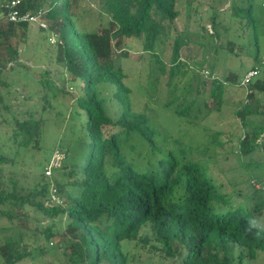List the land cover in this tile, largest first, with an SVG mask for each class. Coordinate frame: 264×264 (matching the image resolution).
<instances>
[{"label":"trees","instance_id":"16d2710c","mask_svg":"<svg viewBox=\"0 0 264 264\" xmlns=\"http://www.w3.org/2000/svg\"><path fill=\"white\" fill-rule=\"evenodd\" d=\"M192 1L96 0L94 19L82 0H21L22 12L44 11L50 27L41 31L55 44L34 62L42 68L25 61V46L0 54V264H51L49 254L61 264H141L144 249L161 264H250L264 255V232L256 235L264 229V201H229L233 186L225 192L181 138L196 128L200 96L220 108L225 84L241 82L246 64L239 59L252 63L243 72L259 66L264 0H230V11L209 14L210 28L198 11H181ZM225 13L230 27L218 21ZM193 18L197 29L189 26ZM29 25L1 22L0 33L9 40ZM191 43L202 51L192 63L181 56ZM133 49L140 52L137 77L124 67ZM220 53L232 66L207 93ZM260 70L235 111L243 127L239 165L264 154V65ZM10 73L20 90H11ZM13 93L18 106L6 100ZM169 117L187 122L181 135L174 133L182 124ZM218 135L201 143L202 152L222 146ZM56 150L64 159L47 175ZM255 183L251 178L250 187ZM250 218L258 228L249 230Z\"/></svg>","mask_w":264,"mask_h":264},{"label":"rangeland","instance_id":"374dc122","mask_svg":"<svg viewBox=\"0 0 264 264\" xmlns=\"http://www.w3.org/2000/svg\"><path fill=\"white\" fill-rule=\"evenodd\" d=\"M96 0H82V4L84 6L88 7V11H90V15L94 17V19L97 18L98 15V8L96 6ZM230 0H193L190 2V5L187 6V8L184 6L181 8V11H198L197 13L199 16H202L203 21L202 23L206 25L208 28L211 26V22L209 21V14H211L212 11H230ZM245 0H233L232 3L244 5ZM264 3V2H263ZM263 3L262 8L264 9ZM260 5H258L256 8L258 9ZM226 9V10H225ZM262 13V12H261ZM198 16V17H199ZM229 13H225V15L220 16V21L223 26L230 27L233 20L229 18ZM257 18L260 20L264 19V11L262 14H257ZM195 19H191L190 25L192 26V29H197V25L195 23ZM41 24L40 22L30 24L29 30L26 31L24 29H16L13 34H11L10 39L6 40L0 33V54L1 56L7 55V48H17L22 49L25 48L28 50L29 55L28 59L25 61L29 65H36L39 68L44 67V65H41L40 63L34 64V62L37 60V58L43 53L45 48L49 45H54L55 40L50 36L49 34H46L45 32L41 31V29H48L50 27V22L45 23L44 20H42ZM188 23L186 22V18L183 19V21H179V27L182 29L183 24ZM45 27H42V26ZM238 24V28H239ZM263 29H264V25ZM6 29V28H3ZM234 33H237L233 31ZM264 32V31H263ZM239 34V33H238ZM48 37V38H44ZM263 40V38L261 39ZM226 42V39H224V43ZM26 43V44H25ZM264 43V40L262 44ZM25 46V47H24ZM261 52L264 55V44L261 47ZM167 54H170V51L167 52ZM139 56L140 52L137 49L131 50L129 53V59L125 61L124 67L125 69H129L130 71L135 74L134 77H137V73L139 69H136L139 66ZM181 56L183 59L190 61V63L193 62V60H200L202 58V51L199 46H197L194 43H191L187 46H184L181 50ZM224 54L220 53L216 55L215 63V74L214 76H210L207 78V93L210 89L211 80L214 77H222L224 75H227L228 73V67L231 69L230 62L226 57H223ZM264 57V56H263ZM261 58L259 69L262 68L264 65L263 59ZM239 62L242 64H246L245 67L240 70L241 79L244 76L243 70L245 68L251 67L252 63L248 59L247 61L243 62V59H239ZM206 75H208V72H205ZM11 78L14 79V85L11 87V90H20V88L17 85L18 79L16 78L15 74L10 73ZM32 76L37 78V70L35 73H31ZM136 79L134 78L135 82ZM241 81V80H240ZM241 83V82H240ZM240 83L231 85V84H225V101L224 103L218 108V103L216 100L208 98V95H202L199 98L198 104L200 107V119L197 121L196 128L193 130H187L184 135L181 136L183 140V147L186 149L188 147L187 151H190L189 153L190 157L193 156L194 158H199L204 164H207L211 169H213L212 173L214 177H216L217 182L223 185V188L225 187L224 191L227 193L232 194V186L233 189L236 190V193H233L232 195H229V201L233 202L235 205H237L238 200H242V198L247 197L249 195H254L257 198V202L264 201V154L262 153H253L252 155L248 157H242V165H239L236 163L237 158H235L236 151L238 150V138L240 134L242 135L243 127L241 126V123L239 119L235 116L236 109L243 103L245 100V96H247L248 92V86H241ZM27 94V91L24 92V95ZM17 94H11L10 99H6L12 104L14 103L16 106L19 105V102L16 101ZM14 105V106H15ZM156 107V106H155ZM106 109L110 110V104H106ZM146 111H148L150 114H154L155 112L151 110L149 107L145 108ZM109 112V111H108ZM210 112V113H209ZM209 113V114H208ZM168 114L171 115V117L175 116L174 113L171 111L169 113H165V115L168 118ZM203 115L204 118H203ZM165 117V116H162ZM169 119L174 121V125H181V128L177 131H175V135H179L181 131L185 130L186 127L184 124L187 122H184V120L171 118ZM165 123V122H163ZM166 124V123H165ZM197 127L199 129H197ZM215 133H219L218 139L222 143L221 147H215V145L212 143L210 147L208 148V151L202 152V144L208 140V139H216L213 137ZM181 135V134H180ZM67 143V142H66ZM170 146L176 147L172 141L168 142ZM199 146H197V144ZM202 143V144H201ZM67 145V144H66ZM205 153V154H204ZM227 156V158L224 159V157ZM251 157V159H250ZM214 166L221 167L220 171H218ZM251 178H255L257 182L253 184V188L250 187L249 181H251ZM255 182V181H254ZM240 192L241 194H239ZM240 195V196H239ZM248 201L247 199H244V202ZM245 205V204H241ZM240 205V206H241ZM264 212V209H263ZM264 214V213H263ZM5 221L0 220V226L3 225ZM261 226L264 228V215L262 216V219L260 220ZM64 238V235L61 237V239ZM52 247V246H51ZM61 250L58 251V253H62L63 248H60ZM140 253H142V263L141 264H161V259L157 255L149 254L146 249L142 250ZM46 261H51V264H53L54 261H56L54 264H61L60 261L54 257L52 254H49L45 257ZM27 264H32L31 262H26ZM39 263V262H38ZM250 264H264V255L259 256L255 261L250 262Z\"/></svg>","mask_w":264,"mask_h":264},{"label":"built area","instance_id":"2783aa9c","mask_svg":"<svg viewBox=\"0 0 264 264\" xmlns=\"http://www.w3.org/2000/svg\"><path fill=\"white\" fill-rule=\"evenodd\" d=\"M21 5V0H8L4 2H0V23L4 22L6 24L9 23H23L28 22L30 24L42 23V20L47 23V19L45 17L44 11L41 9H37L36 11H20L19 7ZM46 26V25H45ZM44 25L42 27H45ZM264 58V57H263ZM264 63V59H263ZM260 69L258 66L247 70L244 73L243 78L241 79V86L250 85L254 79H256L260 75ZM64 159V155L59 150H56L53 154V157L49 163V165L45 169V173L47 175L52 174V169L58 168L61 166V163Z\"/></svg>","mask_w":264,"mask_h":264},{"label":"clouds","instance_id":"9594fccd","mask_svg":"<svg viewBox=\"0 0 264 264\" xmlns=\"http://www.w3.org/2000/svg\"><path fill=\"white\" fill-rule=\"evenodd\" d=\"M247 223L249 230L253 228H258V222L254 218H250ZM262 232H264V229H260L259 231H257L256 232L257 237H260Z\"/></svg>","mask_w":264,"mask_h":264}]
</instances>
